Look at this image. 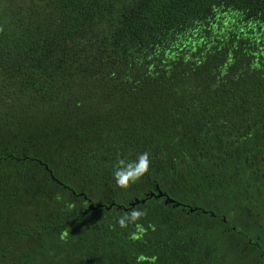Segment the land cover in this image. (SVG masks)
<instances>
[{"label": "trees", "instance_id": "trees-1", "mask_svg": "<svg viewBox=\"0 0 264 264\" xmlns=\"http://www.w3.org/2000/svg\"><path fill=\"white\" fill-rule=\"evenodd\" d=\"M213 205L264 208V0H0V264H221Z\"/></svg>", "mask_w": 264, "mask_h": 264}, {"label": "flooded vegetation", "instance_id": "flooded-vegetation-1", "mask_svg": "<svg viewBox=\"0 0 264 264\" xmlns=\"http://www.w3.org/2000/svg\"><path fill=\"white\" fill-rule=\"evenodd\" d=\"M211 203H217L212 200ZM180 204V202H179ZM178 204V205H179ZM183 208L185 204H180ZM213 205L211 208H197L199 218L211 219L216 234H221L218 258L221 264H264V208L254 211L244 206L239 211L223 214Z\"/></svg>", "mask_w": 264, "mask_h": 264}, {"label": "clouds", "instance_id": "clouds-1", "mask_svg": "<svg viewBox=\"0 0 264 264\" xmlns=\"http://www.w3.org/2000/svg\"><path fill=\"white\" fill-rule=\"evenodd\" d=\"M148 153L140 152L134 158H118L112 165V180L118 188H127L130 183H135L145 172L148 171ZM144 215L142 209L135 207L122 211L116 216L115 224L121 229L132 226L135 231L129 233V238H136L143 232V227L138 223L141 216Z\"/></svg>", "mask_w": 264, "mask_h": 264}, {"label": "water", "instance_id": "water-1", "mask_svg": "<svg viewBox=\"0 0 264 264\" xmlns=\"http://www.w3.org/2000/svg\"><path fill=\"white\" fill-rule=\"evenodd\" d=\"M153 194V192L151 193V195ZM155 194V193H154ZM156 197L158 196H164V202L165 203H172L173 205H178L179 202H176L174 199L170 198L169 196H167L165 193H162L161 191L157 190V193L155 194ZM142 201V200H141ZM135 202H137V200H135ZM89 209H93L94 205L93 204H89L88 205ZM192 209H190L191 211Z\"/></svg>", "mask_w": 264, "mask_h": 264}]
</instances>
